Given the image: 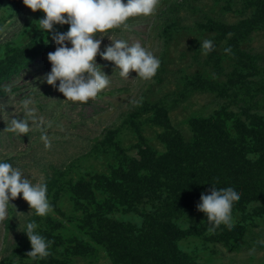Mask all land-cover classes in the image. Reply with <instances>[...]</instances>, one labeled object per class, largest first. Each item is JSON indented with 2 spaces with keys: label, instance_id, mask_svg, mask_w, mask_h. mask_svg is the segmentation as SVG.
<instances>
[{
  "label": "rangeland",
  "instance_id": "obj_1",
  "mask_svg": "<svg viewBox=\"0 0 264 264\" xmlns=\"http://www.w3.org/2000/svg\"><path fill=\"white\" fill-rule=\"evenodd\" d=\"M261 14L263 0H159L153 14L130 19L129 28L98 34L103 36L101 50L111 39L139 41L160 59L155 76L144 80L130 71L129 78L121 77L113 62L97 55L110 84L82 104L64 100L44 80L51 70L47 53L57 47L51 32L38 29L44 13L33 12L23 0H0V87L5 89L0 96V158L33 181L46 182L53 206L41 217L30 212L22 196L10 199L14 208L9 206L0 220V264H125L96 245L92 231L96 217L105 213L130 232L142 225L130 198L138 194L140 168L153 161L147 144L165 151L164 141L189 132L192 123L224 105L234 113L221 122L235 141L251 143L263 134L264 81L258 79L264 75V26L240 40L239 48L257 63L241 82L233 79L234 58L239 62L231 46L233 32L221 29L223 23L239 25ZM67 28L54 24L53 31ZM204 38L215 46L207 54L199 49ZM13 118L25 119L29 131L12 129ZM257 206L249 207L252 219L233 213L235 223L242 221L255 232V240L246 231L240 240L244 244L214 240L216 229L202 228L209 222L200 211L174 228L177 243L202 264H264V216L255 215ZM31 219L51 241L46 257L27 254L31 244L23 230Z\"/></svg>",
  "mask_w": 264,
  "mask_h": 264
},
{
  "label": "trees",
  "instance_id": "obj_2",
  "mask_svg": "<svg viewBox=\"0 0 264 264\" xmlns=\"http://www.w3.org/2000/svg\"><path fill=\"white\" fill-rule=\"evenodd\" d=\"M258 18L239 25L221 24L223 34L233 32L231 46L239 61L233 57L234 81L241 82L247 77L246 70L257 68L255 57L243 52L239 43L254 28L264 26V14ZM258 81L263 83L264 75ZM4 94L5 89L0 87V96ZM248 111L245 107L241 110L243 114ZM233 113L227 105L221 106L212 115L192 123L189 132L176 133L170 141H164L165 151L147 144L145 149L152 153L153 161L140 168L142 182L136 197L130 198L131 209L143 218L142 225L130 232L108 213L98 216L92 231L96 245L113 251L125 264H202L180 248L174 228L190 213L200 212L196 208L200 195L213 183L233 182L239 187L241 195L234 201L233 213L240 211L252 219L254 215L248 210L257 204L255 215L264 216V133L251 143L235 141L221 122ZM202 228L209 230V226ZM215 229L214 240L228 244H244V240L240 242L244 231L254 240L257 238L242 221L232 226L222 222Z\"/></svg>",
  "mask_w": 264,
  "mask_h": 264
},
{
  "label": "clouds",
  "instance_id": "obj_3",
  "mask_svg": "<svg viewBox=\"0 0 264 264\" xmlns=\"http://www.w3.org/2000/svg\"><path fill=\"white\" fill-rule=\"evenodd\" d=\"M158 3L159 0H23L33 12L41 10L44 13L37 21L38 29L51 32L57 45L54 51L47 53L51 70L44 80L55 86L64 100L83 104L95 99L110 84V76L95 59L97 55L113 62L121 77L129 78L130 71L137 73L136 78L149 80L154 77L160 59L147 47L139 41L129 44L125 39H111V44L101 50L103 36L98 34L129 28L130 19L150 16ZM54 24H67L68 28L53 31ZM199 45L205 54L215 47L211 38H204ZM11 126L19 133H27L30 128L25 119L17 118L12 119ZM47 192V184L42 179L33 181L20 167L0 158V220L8 215L9 206H12L10 199L18 195L28 203L31 213L41 217L48 215L53 206ZM240 195L239 187L233 182L213 183L209 190L201 193L196 208L206 213L210 230L222 222L229 226L235 223L233 205ZM37 229L35 219L25 222L23 232L31 244L27 254L43 258L50 253L51 241Z\"/></svg>",
  "mask_w": 264,
  "mask_h": 264
}]
</instances>
